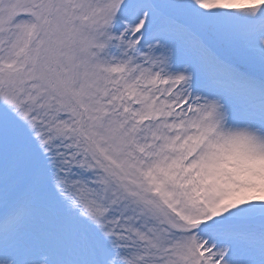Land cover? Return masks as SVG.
I'll return each instance as SVG.
<instances>
[{"label": "snow or ice", "instance_id": "snow-or-ice-1", "mask_svg": "<svg viewBox=\"0 0 264 264\" xmlns=\"http://www.w3.org/2000/svg\"><path fill=\"white\" fill-rule=\"evenodd\" d=\"M0 264H264V0H0Z\"/></svg>", "mask_w": 264, "mask_h": 264}]
</instances>
